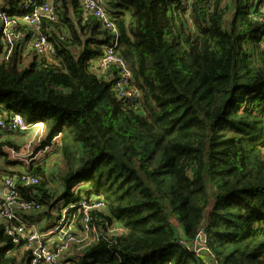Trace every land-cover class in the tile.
Instances as JSON below:
<instances>
[{"label":"trees","instance_id":"16d2710c","mask_svg":"<svg viewBox=\"0 0 264 264\" xmlns=\"http://www.w3.org/2000/svg\"><path fill=\"white\" fill-rule=\"evenodd\" d=\"M25 1L0 0V10ZM51 2L57 20L43 22L53 63L27 51L26 26L8 60L0 41V115L42 121L36 152L52 148L41 164L8 171L18 164L6 149L23 144L0 143V177L39 180L18 182L20 200L37 207L23 221L40 225L29 216L44 213L48 230L60 206L100 205L98 239L73 243L64 264H264V0H104L133 103L113 90L115 67L95 70L112 33L79 0ZM79 210H70L78 233ZM6 224L0 264H31Z\"/></svg>","mask_w":264,"mask_h":264},{"label":"built area","instance_id":"2783aa9c","mask_svg":"<svg viewBox=\"0 0 264 264\" xmlns=\"http://www.w3.org/2000/svg\"><path fill=\"white\" fill-rule=\"evenodd\" d=\"M79 2L82 4L85 17L94 16L112 33L111 43L104 47L101 57L96 61L95 70L100 75H107L108 71L115 67L119 77L114 83L113 90L122 100L124 99L129 103L135 102L138 95L131 83L133 76L128 63L117 51L118 31L104 0H79ZM46 18L53 22L57 20L51 0H26L14 13L10 10H0V41L4 46L5 60H8L15 49L19 47L17 46L19 40L27 36L26 30L22 28V26H26L31 33L27 51L33 49L39 59L49 63L54 62L55 49L53 44L48 41V36L44 31L43 21ZM22 48L24 47L22 46ZM44 125L42 121L37 119L28 121L25 116L18 112H11L5 116L0 115V143L11 139V137L17 138L27 135L33 128H40ZM51 149L49 146L30 155L14 149H6V152L11 160L26 165H30L32 162L39 165L49 155L40 162L32 156L37 153L50 154ZM1 165L2 158L0 156V168ZM5 175L6 173L2 175L0 183V218L7 223L5 229L7 234L12 237L13 242L23 244L25 248L31 251V264H64L63 257L70 251L73 243L87 246L91 241L98 239L97 229L92 225V211L99 209L100 205H87L86 201L76 205L80 209L78 214L81 216L82 229L79 233L73 229L72 221L66 223V216L63 218L61 216V219L59 218L50 227L51 230H43L36 222L26 223L23 221V215H30L37 207L34 203L30 204L20 200L17 192L18 182L31 186L38 184V178L28 172L12 174V176ZM76 206L65 207V212L70 214V210ZM93 234H95L94 238L92 237ZM180 244L185 243L180 242ZM199 251H196L198 255Z\"/></svg>","mask_w":264,"mask_h":264},{"label":"rangeland","instance_id":"374dc122","mask_svg":"<svg viewBox=\"0 0 264 264\" xmlns=\"http://www.w3.org/2000/svg\"><path fill=\"white\" fill-rule=\"evenodd\" d=\"M27 65H28V63H24V64H22L21 67L25 68ZM45 140H46L45 125L40 126V128H33L30 131V133L25 137V141L23 143V146H21L20 151H22V153H28L29 155L31 153H36V148H38L40 146L41 142H44ZM48 155H49V153L48 154L37 153L36 155L34 154L32 156V158L35 157V159L38 162H40V161L44 160L45 157ZM32 161H33V159H32ZM64 208L65 207L60 206V213L54 212L52 215L56 216V219H57V217L61 219V216H62V218L64 216H66V223H70L72 221L73 225H75L76 224V222H75L76 216H74L72 213H70V214L69 213L66 214V212L64 213V211H65ZM54 214H56V215H54ZM40 215H41L40 213L34 212L29 217L31 220L33 219L34 221H40L39 224L41 226H44L43 224H46V226L51 224V223L47 222L48 217L46 215H44V213H42L41 216ZM53 216H51V222H52ZM93 218L94 217L92 216V220H93ZM76 226H78V225H76ZM117 229H118L117 231H119V230H120V232L122 231L120 228H117Z\"/></svg>","mask_w":264,"mask_h":264},{"label":"crops","instance_id":"0c3cea01","mask_svg":"<svg viewBox=\"0 0 264 264\" xmlns=\"http://www.w3.org/2000/svg\"><path fill=\"white\" fill-rule=\"evenodd\" d=\"M30 49V48H29ZM32 57L30 56V57H28V61L26 62V63H30L31 61H32ZM27 135H23L22 137H17V138H13V139H17V142H20L21 144H23L24 143V141H25V137H26ZM9 160L12 162H14V163H16V164H18V166H15V165H12V166H8L7 167V170L8 171H16V170H20V169H22V164L20 165V163H22V162H18V161H14V160H11L10 159V157H9ZM1 181H2V177H0V183H1ZM46 222V221H45ZM46 228L47 227H49V225H47L46 226V224H43ZM41 226V225H40ZM44 226H41V228H43ZM50 229V228H49ZM51 230V229H50Z\"/></svg>","mask_w":264,"mask_h":264},{"label":"water","instance_id":"95a60500","mask_svg":"<svg viewBox=\"0 0 264 264\" xmlns=\"http://www.w3.org/2000/svg\"><path fill=\"white\" fill-rule=\"evenodd\" d=\"M205 232L204 230L201 232V234L199 235V237L196 239V245H195V249L196 250H200L202 248L205 247Z\"/></svg>","mask_w":264,"mask_h":264},{"label":"bare ground","instance_id":"6f19581e","mask_svg":"<svg viewBox=\"0 0 264 264\" xmlns=\"http://www.w3.org/2000/svg\"><path fill=\"white\" fill-rule=\"evenodd\" d=\"M64 213H65V211H64ZM66 214H67V213H66ZM66 214H65V215H66Z\"/></svg>","mask_w":264,"mask_h":264},{"label":"clouds","instance_id":"9594fccd","mask_svg":"<svg viewBox=\"0 0 264 264\" xmlns=\"http://www.w3.org/2000/svg\"><path fill=\"white\" fill-rule=\"evenodd\" d=\"M198 251V250H197Z\"/></svg>","mask_w":264,"mask_h":264}]
</instances>
